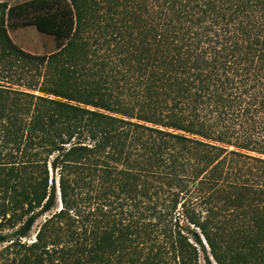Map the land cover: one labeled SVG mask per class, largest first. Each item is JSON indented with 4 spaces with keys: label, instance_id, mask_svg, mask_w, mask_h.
Listing matches in <instances>:
<instances>
[{
    "label": "trees",
    "instance_id": "trees-1",
    "mask_svg": "<svg viewBox=\"0 0 264 264\" xmlns=\"http://www.w3.org/2000/svg\"><path fill=\"white\" fill-rule=\"evenodd\" d=\"M152 1L144 50L86 86L58 57L76 33L66 0L22 22L59 52L33 55L4 34L18 63L48 70L25 72L26 90L0 84V206L50 211V164L63 206L31 247L63 221L70 244L53 254L69 264H200L198 247L205 264L262 262L264 0Z\"/></svg>",
    "mask_w": 264,
    "mask_h": 264
},
{
    "label": "rangeland",
    "instance_id": "rangeland-1",
    "mask_svg": "<svg viewBox=\"0 0 264 264\" xmlns=\"http://www.w3.org/2000/svg\"><path fill=\"white\" fill-rule=\"evenodd\" d=\"M55 1L0 0V84L2 86L26 90L19 84H23L20 83L22 82L20 78L27 71L31 74L29 76L42 80L38 74L42 75L45 69L48 70V64H27L21 61L18 63V59L11 54L4 34H8L11 41L19 48L33 55L49 56L59 52L60 49L57 48L53 36L40 33L32 25L22 24L24 20L33 18L39 12L52 9ZM66 2L74 12L76 33L74 32L70 39L63 41L58 57L63 67L76 70L77 85L86 86L96 81L103 70L108 71L109 68L105 67L106 62L115 65L120 60H126L131 54L139 55L138 51L144 50L142 42L147 40H141L144 31H150L152 0H66ZM54 61L51 63V68L58 65L57 61ZM11 64L16 65L17 68L9 69ZM35 93L39 94L38 91ZM36 178H39L38 175ZM52 184L56 186L55 205L46 213H39L41 208L37 206L30 208L28 214H26L27 206L22 208L18 204V207L11 210L4 207L7 204L0 206V232L8 237L7 241L0 245V264H69L70 261L53 254L56 248L60 249L70 244L68 225L63 221H54L56 223L54 228H57L59 223L64 230L59 236L46 239V247L45 245L31 247L37 242V235L43 225L63 206L59 190V174L48 164V194L51 193ZM95 194V191L89 192L91 196ZM6 202L8 203L9 199H6ZM33 214H37V218L28 236L19 238L13 235L22 222ZM186 225H188L186 221L180 222V226ZM53 238L55 242L52 241ZM160 238L163 239V235H160ZM190 240L194 242L193 239ZM198 249L199 262L205 264L200 247ZM262 256L264 258V252ZM262 260V262L255 261V264H264V259Z\"/></svg>",
    "mask_w": 264,
    "mask_h": 264
}]
</instances>
